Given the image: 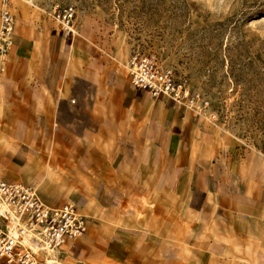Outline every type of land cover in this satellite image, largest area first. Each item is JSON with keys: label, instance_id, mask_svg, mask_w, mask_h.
Listing matches in <instances>:
<instances>
[{"label": "crops", "instance_id": "1", "mask_svg": "<svg viewBox=\"0 0 264 264\" xmlns=\"http://www.w3.org/2000/svg\"><path fill=\"white\" fill-rule=\"evenodd\" d=\"M2 11L0 0V24ZM13 16L0 181L73 204L86 222L53 264H264L263 156L205 111L135 89L126 57L42 13Z\"/></svg>", "mask_w": 264, "mask_h": 264}, {"label": "rangeland", "instance_id": "2", "mask_svg": "<svg viewBox=\"0 0 264 264\" xmlns=\"http://www.w3.org/2000/svg\"><path fill=\"white\" fill-rule=\"evenodd\" d=\"M56 3L75 7L74 27L97 52L149 54L186 79L208 102L207 122L264 157V0H10V11L51 19Z\"/></svg>", "mask_w": 264, "mask_h": 264}, {"label": "built area", "instance_id": "3", "mask_svg": "<svg viewBox=\"0 0 264 264\" xmlns=\"http://www.w3.org/2000/svg\"><path fill=\"white\" fill-rule=\"evenodd\" d=\"M2 4L0 56L4 57L11 44L15 18L10 12V0H2ZM50 11L60 32L73 36L75 7L56 3ZM127 70L131 85L152 97H166L178 107L193 108L197 114L208 106L201 94L189 88L186 79L177 77L152 55L133 52ZM85 233V218L73 204L49 207L37 198L33 187L0 181V264H40V254L57 250Z\"/></svg>", "mask_w": 264, "mask_h": 264}, {"label": "bare ground", "instance_id": "4", "mask_svg": "<svg viewBox=\"0 0 264 264\" xmlns=\"http://www.w3.org/2000/svg\"><path fill=\"white\" fill-rule=\"evenodd\" d=\"M11 12V11H10ZM74 32H75V27H74V29H73V34H74ZM54 251V250H53ZM53 254V253H52ZM52 254H51V256H52ZM50 256V255H49ZM48 258V257H47ZM52 259V258H51ZM51 261L49 260V259H46V263L47 264H49Z\"/></svg>", "mask_w": 264, "mask_h": 264}]
</instances>
